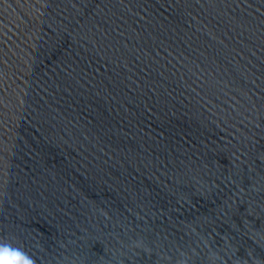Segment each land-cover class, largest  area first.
I'll list each match as a JSON object with an SVG mask.
<instances>
[{"label":"water","instance_id":"obj_1","mask_svg":"<svg viewBox=\"0 0 264 264\" xmlns=\"http://www.w3.org/2000/svg\"><path fill=\"white\" fill-rule=\"evenodd\" d=\"M4 244L264 264V0H0Z\"/></svg>","mask_w":264,"mask_h":264},{"label":"clouds","instance_id":"obj_2","mask_svg":"<svg viewBox=\"0 0 264 264\" xmlns=\"http://www.w3.org/2000/svg\"><path fill=\"white\" fill-rule=\"evenodd\" d=\"M0 264H34L26 253L11 244L0 245Z\"/></svg>","mask_w":264,"mask_h":264}]
</instances>
